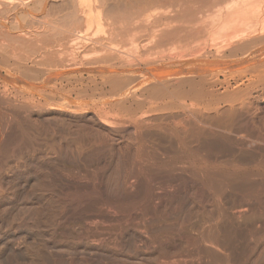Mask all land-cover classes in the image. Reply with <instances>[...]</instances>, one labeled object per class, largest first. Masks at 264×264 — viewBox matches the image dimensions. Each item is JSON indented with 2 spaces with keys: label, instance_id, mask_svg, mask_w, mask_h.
I'll return each instance as SVG.
<instances>
[{
  "label": "bare ground",
  "instance_id": "bare-ground-1",
  "mask_svg": "<svg viewBox=\"0 0 264 264\" xmlns=\"http://www.w3.org/2000/svg\"><path fill=\"white\" fill-rule=\"evenodd\" d=\"M0 264H264V0H0Z\"/></svg>",
  "mask_w": 264,
  "mask_h": 264
}]
</instances>
